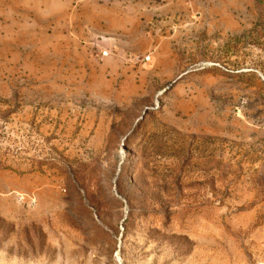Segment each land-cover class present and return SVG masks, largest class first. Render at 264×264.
<instances>
[{
	"label": "rangeland",
	"instance_id": "1",
	"mask_svg": "<svg viewBox=\"0 0 264 264\" xmlns=\"http://www.w3.org/2000/svg\"><path fill=\"white\" fill-rule=\"evenodd\" d=\"M0 264H264V0H0Z\"/></svg>",
	"mask_w": 264,
	"mask_h": 264
},
{
	"label": "built area",
	"instance_id": "2",
	"mask_svg": "<svg viewBox=\"0 0 264 264\" xmlns=\"http://www.w3.org/2000/svg\"><path fill=\"white\" fill-rule=\"evenodd\" d=\"M107 54H108L107 52H103V55L104 56H107ZM146 60L149 61L150 60V57H147Z\"/></svg>",
	"mask_w": 264,
	"mask_h": 264
}]
</instances>
